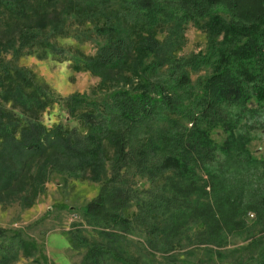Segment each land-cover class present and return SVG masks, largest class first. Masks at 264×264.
<instances>
[{
  "label": "trees",
  "instance_id": "1",
  "mask_svg": "<svg viewBox=\"0 0 264 264\" xmlns=\"http://www.w3.org/2000/svg\"><path fill=\"white\" fill-rule=\"evenodd\" d=\"M69 19L89 21L103 39L96 56L73 64L101 78L92 98L55 96L16 62L38 45L64 53L50 37L64 36ZM189 22L208 34L209 51L178 54ZM204 67L211 73L196 93L191 74ZM253 97L264 101V0H0V205L32 207L58 173L103 183L85 207L90 224L129 231L123 211L136 201L151 255L173 252L193 225L203 226L199 244L218 243L243 231L250 212L264 232V160L249 150L259 125L231 111ZM61 102L80 127L42 121ZM217 128L226 133L223 158L211 137ZM135 176L151 183L143 197ZM13 236L24 257L34 256V242ZM90 244L83 264L123 260ZM17 258L4 254L0 264Z\"/></svg>",
  "mask_w": 264,
  "mask_h": 264
},
{
  "label": "rangeland",
  "instance_id": "2",
  "mask_svg": "<svg viewBox=\"0 0 264 264\" xmlns=\"http://www.w3.org/2000/svg\"><path fill=\"white\" fill-rule=\"evenodd\" d=\"M217 12L228 17L227 11L219 7ZM64 36L50 37V42L58 48L66 49L64 53L54 52L42 45L33 47L21 55L16 62L26 67L36 77L37 81L46 85L55 96L63 99L74 94L95 97L101 87V78L89 70H74L78 56L94 57L98 48L103 44L94 25L89 21L80 24V20L69 19L65 25ZM43 35L47 37L49 32ZM166 33L158 35L160 40ZM185 45L179 51L180 56L209 51L208 34L189 22L185 31ZM44 53V54H43ZM72 56L75 58H72ZM8 59L12 58L9 54ZM80 63V62H79ZM210 67H204L192 72V88L196 93L201 84L210 75ZM233 113H244L245 120L258 124L251 132L249 150L257 160H264V101L254 97L246 103H237L231 107ZM42 121L52 127L62 124L68 128L80 127L78 117L70 116L63 103H55L42 115ZM211 137L218 148L226 133L217 128L211 132ZM135 189L142 193L151 187L150 181L141 176H135ZM103 183L92 182L83 178H72L58 173L52 174L43 193L36 203L26 208L19 202L10 205H0V229L8 233L0 236V256L18 255L11 264H83L90 243H96L106 250L115 251L123 258L116 259L107 256L105 264H126V257L134 264H257L258 253L264 245V232L254 223L256 215L250 212L247 226L243 231L233 234H223L218 243L199 244L196 234L202 225H193L185 234L177 248L168 254L151 255L147 251L146 233L135 221L138 203L134 201L123 211V216L133 220L132 228L126 231L123 225L106 228L104 220L88 223L85 217V207L95 199ZM135 219V220H134ZM114 233L113 237H106L104 231ZM14 232L22 238L36 244L37 251L32 257H24L18 249ZM114 252V254H115Z\"/></svg>",
  "mask_w": 264,
  "mask_h": 264
}]
</instances>
